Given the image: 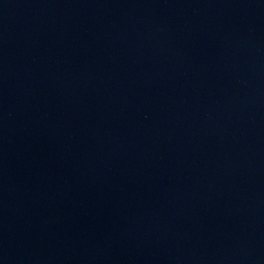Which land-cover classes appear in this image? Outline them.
<instances>
[{"label": "water", "instance_id": "obj_1", "mask_svg": "<svg viewBox=\"0 0 264 264\" xmlns=\"http://www.w3.org/2000/svg\"><path fill=\"white\" fill-rule=\"evenodd\" d=\"M0 264H264V0H0Z\"/></svg>", "mask_w": 264, "mask_h": 264}]
</instances>
